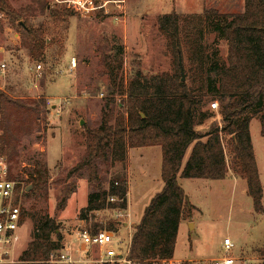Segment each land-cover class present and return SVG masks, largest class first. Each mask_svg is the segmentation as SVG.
<instances>
[{
	"label": "rangeland",
	"instance_id": "1",
	"mask_svg": "<svg viewBox=\"0 0 264 264\" xmlns=\"http://www.w3.org/2000/svg\"><path fill=\"white\" fill-rule=\"evenodd\" d=\"M47 1L52 7L69 9L73 15L60 26L48 12L42 14L39 10L19 21L0 17V64H6L5 68H0V89L27 107H34L41 99L46 102V107L41 106V117L44 119H40V130L33 126L35 130L32 134L20 138L18 157L15 162L11 161L12 176L23 172L24 179H27L37 160L49 170L47 193L25 199V228L14 262L19 260L34 236L40 234L39 228L48 218L60 225V244L65 246L60 253L71 251L76 260L82 257L81 251L85 247L78 240V230L85 224L79 220L80 211L87 206L89 194L94 188L86 176L76 174L70 177L68 173L85 153L86 129L101 124L102 111L109 97L115 98L116 108L120 107V96L106 75L103 56L116 54L117 58L123 59L121 75L126 84L137 69L149 75L172 72L175 59L165 36L158 30L159 17L173 11L190 15L208 9L239 13L244 11L245 2L97 0L98 4H106L105 8L82 14L67 4ZM8 2L16 11L32 5V0ZM24 19L36 28L44 27L49 39L45 53L39 59L31 56L24 42L25 33L19 27V22ZM202 42L209 48L213 60L227 64V42L213 31L210 24L204 26ZM72 58L76 59L73 69L70 67ZM183 61L189 69L186 53ZM38 64L42 65L40 72L36 71ZM188 77L190 84V74ZM213 101L207 96L202 105L214 116L197 126L201 133L207 132L213 124L221 125L220 109L211 107ZM250 132L264 192V137L258 118L251 121ZM226 141L227 138L225 145ZM225 152L230 162L228 149ZM130 155L129 173L127 162L99 166L104 188L115 177H129L130 206L127 209L132 218H124L123 223H128L127 226L117 229L118 240L125 249L130 230L132 234L134 232L132 223L140 221L145 208L163 186L160 149L132 148ZM178 180L196 209L193 217L186 219L189 223H182L175 249L177 259L222 256V249L216 250V242L226 231H230L236 242L232 239L235 243L234 256L249 259L254 264L264 263V212L257 214L254 211L246 181L232 166L224 180L184 179L180 176ZM22 185L25 187V182ZM74 186L71 197L63 204L67 190ZM31 190L29 186L28 192ZM112 216L110 210L101 211L96 214L94 222L106 226ZM51 239L58 241L55 235Z\"/></svg>",
	"mask_w": 264,
	"mask_h": 264
},
{
	"label": "trees",
	"instance_id": "2",
	"mask_svg": "<svg viewBox=\"0 0 264 264\" xmlns=\"http://www.w3.org/2000/svg\"><path fill=\"white\" fill-rule=\"evenodd\" d=\"M37 10L42 14L48 12L58 26L73 15L69 9L52 7L47 0H32V5L20 11L14 10L8 0H0V15L13 21L22 20ZM19 23L31 56L41 58L49 42L44 27L36 28L27 19ZM205 24H210L227 42V64L213 60L209 48L204 46ZM157 27L174 55V70L149 75L137 69L126 84L121 75L123 59L116 54L104 55L106 75L120 96V107L116 108L115 98L109 97L101 124L86 129L85 153L68 173L70 177L86 176L94 188L87 206L80 211L79 220L93 233L102 229L118 233L119 226L124 228L123 221L111 219L105 226L94 220L98 212L127 208V179L115 177L104 188L99 166L125 163L128 150L132 148L161 147L164 186L145 208L130 242L129 257L139 264L173 259L180 223L193 217L196 208L178 176L224 180L232 166L246 181L254 211L264 212L263 185L250 132L251 121L258 118L264 137V0H245L244 11L239 13L208 9L200 14L181 15L173 11L159 17ZM179 53L182 59L186 53L190 62L186 69L183 61L185 81H182ZM207 96L219 104L221 125L213 124L207 132L201 133L197 126L214 116L203 109ZM41 106L46 107L43 99L34 107H27L0 89V129L3 149L10 162L18 157L20 138L32 134L33 126L40 130V119H44ZM191 146V153L184 162ZM225 149H228L230 162ZM22 174L19 172L12 177L25 182L23 202L27 197L47 193L49 170L41 161L34 163L27 179ZM29 186L32 187L30 192L27 191ZM74 188L67 190L63 204ZM111 197L117 200L111 202ZM39 231L19 260L11 264H52V253L65 247L64 243L60 244V225L48 218ZM52 235L58 241H53Z\"/></svg>",
	"mask_w": 264,
	"mask_h": 264
},
{
	"label": "built area",
	"instance_id": "3",
	"mask_svg": "<svg viewBox=\"0 0 264 264\" xmlns=\"http://www.w3.org/2000/svg\"><path fill=\"white\" fill-rule=\"evenodd\" d=\"M58 3L67 4L77 12L89 14L93 11L105 8L106 4H98L97 0H55ZM4 15H0L3 17ZM71 69L76 67V59L70 62ZM5 68V64H1ZM42 65L36 66L40 72ZM213 109H219L217 101L211 103ZM3 131L0 129V264L15 263L13 258L20 249L22 232L25 228L24 211V185L12 178L11 162L3 149ZM116 201L115 197L109 199ZM128 208V206H127ZM116 208L110 210L113 213L112 219L123 221L124 218H131L128 209ZM107 211V210H106ZM84 223V221H82ZM85 224V223H84ZM128 223H124L127 226ZM131 224V223H130ZM131 226V225H130ZM117 233L106 229L93 233L84 227L78 230V240L85 247L81 251L82 257L76 260L71 251L60 253L56 251L50 257L52 264H139L129 257L130 242L132 233L128 236L129 242L125 248L118 240ZM222 256L206 260L181 261L177 259H164L155 261L154 264H254L249 259L234 256L235 243L230 237H225L221 244ZM62 251V250H61ZM94 255V256H93Z\"/></svg>",
	"mask_w": 264,
	"mask_h": 264
},
{
	"label": "crops",
	"instance_id": "4",
	"mask_svg": "<svg viewBox=\"0 0 264 264\" xmlns=\"http://www.w3.org/2000/svg\"><path fill=\"white\" fill-rule=\"evenodd\" d=\"M2 64V63H1ZM1 64H0V68H1ZM4 64V63H3ZM5 67H6V64H5ZM158 148V149H160V151H161V147L160 146H151V147H143V148H136V149H152V148ZM191 149H192V146L188 149V151H187V153H186V156H185V160H184V162L187 160V158L189 157V155H190V153H191ZM130 152H131V149H129L128 150V158H127V165H128V173H129V170H130V160H131V155H130ZM161 153H162V151H161ZM256 156V155H255ZM140 157H142L143 158V156H142V154H141V156ZM257 161V160H256ZM127 183H128V195H127V199H128V208H129V206H130V200H129V177L127 178ZM180 183V182H179ZM163 186H164V183L162 184ZM163 186H162V188H163ZM182 186V185H181ZM188 196V195H187ZM194 205V204H193ZM131 218H132V216H131ZM142 218V217H141ZM141 220V219H140ZM183 221H186L187 222V220L185 219V220H182L181 221V223H180V227H179V232H178V236H179V234H180V231H181V227H182V223H183ZM140 222V221H139ZM139 222H137V223H132V225L134 224V227L139 223ZM187 223H189V222H187ZM178 236H177V238H178ZM225 237H230L231 239H233L234 240V242H235V238H233V236H232V234H231V232L230 231H226L225 232V234L223 235V237L222 238H220L217 242H216V250H217V252H218V250L220 251V249H221V244H222V240L225 238ZM236 243V242H235ZM176 249V248H175ZM206 257H208V256H206ZM217 258V257H216ZM173 259H177L176 257H175V254H174V258ZM206 259H213V258H211V257H208V258H205V256L204 255H202V256H200L199 258H191V259H189V260H206ZM177 260H181V259H177ZM181 261H188V260H181Z\"/></svg>",
	"mask_w": 264,
	"mask_h": 264
},
{
	"label": "water",
	"instance_id": "5",
	"mask_svg": "<svg viewBox=\"0 0 264 264\" xmlns=\"http://www.w3.org/2000/svg\"><path fill=\"white\" fill-rule=\"evenodd\" d=\"M179 66L181 68L182 81H185V73H184V69H183V59H182V56L180 53H179Z\"/></svg>",
	"mask_w": 264,
	"mask_h": 264
}]
</instances>
